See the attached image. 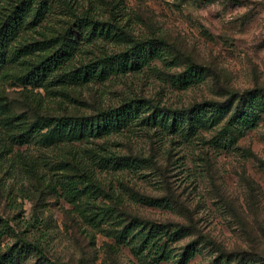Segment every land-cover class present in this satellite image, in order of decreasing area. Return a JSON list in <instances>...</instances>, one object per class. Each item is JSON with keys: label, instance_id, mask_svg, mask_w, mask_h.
<instances>
[{"label": "rangeland", "instance_id": "374dc122", "mask_svg": "<svg viewBox=\"0 0 264 264\" xmlns=\"http://www.w3.org/2000/svg\"><path fill=\"white\" fill-rule=\"evenodd\" d=\"M69 3L54 1L14 45L48 54L44 40L84 13L111 32L73 37L72 63L44 86L26 66L4 71L0 253L12 248V264H264V0ZM134 43L146 54L125 52ZM123 51L129 68L112 58L85 82L71 74ZM109 109L119 122L89 132ZM60 117L79 132L46 138ZM67 175L95 184L68 195Z\"/></svg>", "mask_w": 264, "mask_h": 264}, {"label": "trees", "instance_id": "16d2710c", "mask_svg": "<svg viewBox=\"0 0 264 264\" xmlns=\"http://www.w3.org/2000/svg\"><path fill=\"white\" fill-rule=\"evenodd\" d=\"M54 1L59 2L62 6H71L69 3L70 0H0V81L3 78L4 71L16 64L19 65V67L26 66L28 68V80L36 86L41 87L44 86V84L54 82L56 79L49 81L50 78H53L54 72L57 69H62L64 66H69L70 63H72L71 60L74 57L77 48L76 45L78 44L77 39H74L73 37H78L82 34L84 37L80 38V40L82 39L83 42H90L99 37L107 38L110 34L111 30L109 28L104 29V23L92 18L89 13H84L80 16H76L71 23H68L65 29L61 30V32L44 40L53 48L48 54L35 55L30 51L32 50L31 47L33 45L35 46V44H38L37 42L15 46L16 39L24 31L29 28L37 27L45 20V17L50 12L51 4ZM148 44L134 43L128 50H125V52H128L131 56H135L136 53L134 52L141 50L140 53L144 55L146 52L143 50V47ZM29 56H34L35 59L32 58V60H29ZM123 56L124 51L115 56H105L103 60L92 61L76 68L71 74L75 80L79 79L85 82L91 77L100 76L105 71V67L111 62L112 58H116V65L118 68L124 70L125 68H129L134 62V58L131 57L130 60H126ZM168 112H170L171 116H174L176 113L174 110H168ZM109 118L111 120H109ZM91 119L94 121V123H89L88 126L89 132L91 133L95 130L94 133L101 132L99 131V128L101 127L106 129L107 122H113L115 120L119 122L117 109L103 111L98 115L91 117ZM75 120L76 118L73 117H60L55 119V123L44 136L50 138L53 134L60 135L66 127L68 128L66 132H79L80 126L75 123ZM35 124L36 123H33L28 126L22 133L24 138L36 134ZM171 128H173L172 124ZM94 184L95 183L91 181L90 177L87 178L83 175H67L64 177L62 187H67L65 191L68 195L77 196V194H84L88 185L91 186ZM0 222H2L1 219ZM3 224L5 228H10L7 222H3ZM16 243L26 249H32L39 254H42L39 246L25 238L19 237ZM13 256V249L8 248L5 252L0 253V264H12L14 260ZM249 257L254 256L244 253L239 258L244 259Z\"/></svg>", "mask_w": 264, "mask_h": 264}]
</instances>
